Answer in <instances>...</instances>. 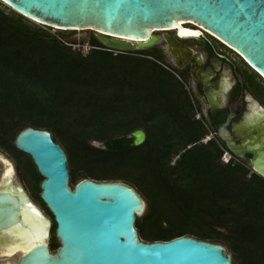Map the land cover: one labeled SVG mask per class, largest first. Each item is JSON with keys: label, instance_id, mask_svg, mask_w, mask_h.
I'll list each match as a JSON object with an SVG mask.
<instances>
[{"label": "trees", "instance_id": "16d2710c", "mask_svg": "<svg viewBox=\"0 0 264 264\" xmlns=\"http://www.w3.org/2000/svg\"><path fill=\"white\" fill-rule=\"evenodd\" d=\"M74 32H51L0 1V150L51 218L50 250L59 243L39 195L43 176L13 143L26 126L49 130L63 147L71 187L83 177L133 185L146 201L135 219L141 239L191 235L224 244L233 264H264V177L224 162L217 134L201 140L215 127L196 117L189 74L157 45L114 51L93 32ZM85 41L86 52L73 47ZM251 79L264 101V78L252 69ZM137 128L140 144L130 135Z\"/></svg>", "mask_w": 264, "mask_h": 264}, {"label": "water", "instance_id": "95a60500", "mask_svg": "<svg viewBox=\"0 0 264 264\" xmlns=\"http://www.w3.org/2000/svg\"><path fill=\"white\" fill-rule=\"evenodd\" d=\"M2 1L30 19L59 29H92L105 47L116 51L159 42L160 36L152 28L172 29L177 38H186L179 33L184 25L178 21H190L200 26L190 37L201 36L211 44L206 30L238 52L264 78V0ZM177 49L189 51L181 45ZM250 99L256 107L245 119L256 132L237 142L227 128L229 113L216 133L238 158L245 160L246 154L250 155L246 164L264 177V122L259 126L252 119L253 115L260 118L264 110L255 98ZM130 135L134 144L145 139L141 128ZM13 143L32 158L43 176L39 195L56 223L59 246L50 250L51 218L16 180L13 162L0 151V249L24 247L14 262L5 258L0 264H233L231 252L219 242L191 235L141 239L135 219L145 210L143 196L123 180L83 177L71 187L66 152L49 130L26 126ZM94 144L104 146L98 141Z\"/></svg>", "mask_w": 264, "mask_h": 264}, {"label": "flooded vegetation", "instance_id": "af4514ba", "mask_svg": "<svg viewBox=\"0 0 264 264\" xmlns=\"http://www.w3.org/2000/svg\"><path fill=\"white\" fill-rule=\"evenodd\" d=\"M183 23L184 26L193 28L199 26L190 21H184ZM173 32L175 34L174 30ZM205 32L210 38L211 44L201 36L190 37L200 40V43L196 41L200 47L199 51L192 45L170 35L163 37L164 51L173 58L174 63L181 70L189 74V78L192 80V90L190 91H193L197 98L201 115H204L208 122L214 125V134H217V127L226 120L227 115L232 113L227 128L236 137L237 142L248 140L250 133L256 132L245 119L251 108L256 107L250 96L255 98L264 110V101L251 88L252 67L226 43L218 40L206 30ZM179 45L187 47L189 51L184 53L177 51ZM261 114L260 118L252 116V119H255L259 126L264 122V112L261 111ZM232 155L236 158L235 160H239L245 165H247L245 160L250 157L246 154L244 160L233 153ZM22 185L24 186L23 183ZM26 191L31 199L37 203L27 189ZM38 205L41 207L40 204ZM41 209L46 213L44 208L41 207Z\"/></svg>", "mask_w": 264, "mask_h": 264}, {"label": "rangeland", "instance_id": "374dc122", "mask_svg": "<svg viewBox=\"0 0 264 264\" xmlns=\"http://www.w3.org/2000/svg\"><path fill=\"white\" fill-rule=\"evenodd\" d=\"M3 4H6L4 1L0 0ZM9 6V5H8ZM10 7V6H9ZM33 20V19H31ZM35 23L41 25V26H45L46 28H48L51 32H56L57 30H59V28H57L56 26L54 25H50V24H47V23H44V22H40L38 20H33ZM93 32L95 34V31L92 30V29H75V32L74 34L72 35V37H76L77 39L79 38H87L89 36V34ZM154 33L158 34L160 36V41L155 43L154 45H157L159 46L163 53H164V59L166 60V62H168L169 64H171L172 66L178 68L181 70L180 67H178L174 61H173V58L167 54L165 51H164V43H163V37H165L166 35H170L172 36L173 38H177L176 35L174 34L173 30H154L153 31ZM181 39L182 41H184L185 43L187 44H190L192 45L197 51L200 50V47L199 45L196 43V41H198V43H200V40H197V38L195 39H192L190 37H186V38H179ZM73 47L75 48H81V50L83 52H86L90 45L85 41L83 44H79V43H73ZM252 70V69H251ZM258 78V77H257ZM187 86L190 90H192V80L191 78H188V82H187ZM191 94H192V98L195 102V104L197 105V98L196 96L193 94V91H191ZM200 110V109H199ZM2 152L3 155H5L6 157H8L14 164V167H15V163H14V160L7 154V152L3 151V150H0ZM3 169V163L0 161V173ZM15 171H16V167H15ZM15 178L17 181L23 183V181L21 180V177L18 175L17 171H16V174H15ZM51 230H52V226H51ZM19 253H16L10 257H7L9 260H11L12 262H14L17 257H18ZM5 257H0V261L1 260H4Z\"/></svg>", "mask_w": 264, "mask_h": 264}, {"label": "bare ground", "instance_id": "6f19581e", "mask_svg": "<svg viewBox=\"0 0 264 264\" xmlns=\"http://www.w3.org/2000/svg\"><path fill=\"white\" fill-rule=\"evenodd\" d=\"M183 22L184 21L180 20V21H178V24L184 25ZM173 27H176V26H173ZM173 27H169V28H173ZM155 29H158V28H152V32ZM165 29H168V28H165ZM194 29L195 28L189 27V26L179 27V33H180L181 37H190V36H193L191 34L194 32ZM6 169L8 170V166H6ZM30 243H32V241H30ZM23 251H24V247H22V246L18 247L17 249H14V248L0 249V255H6L5 258H7V257H10V256L16 254V253H21ZM2 257H4V256H2Z\"/></svg>", "mask_w": 264, "mask_h": 264}, {"label": "built area", "instance_id": "2783aa9c", "mask_svg": "<svg viewBox=\"0 0 264 264\" xmlns=\"http://www.w3.org/2000/svg\"><path fill=\"white\" fill-rule=\"evenodd\" d=\"M114 51H116V50H114ZM196 117L197 118H201V112H200L199 109L196 110ZM213 136H214V132L210 130L207 134H205L202 137L201 140L205 142V141H207L209 138H211ZM222 148H223V153H222L221 158H222V160L224 162H228L232 158L236 159L235 157H233L232 153L226 147L222 146Z\"/></svg>", "mask_w": 264, "mask_h": 264}]
</instances>
